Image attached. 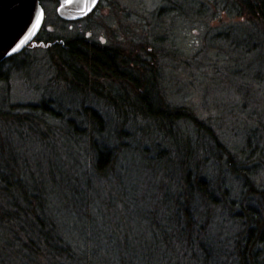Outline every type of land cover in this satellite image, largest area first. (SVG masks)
Returning a JSON list of instances; mask_svg holds the SVG:
<instances>
[{
    "label": "trees",
    "instance_id": "trees-1",
    "mask_svg": "<svg viewBox=\"0 0 264 264\" xmlns=\"http://www.w3.org/2000/svg\"><path fill=\"white\" fill-rule=\"evenodd\" d=\"M226 1L256 29V46L264 45V0ZM49 42L53 46L51 61L59 83L62 80L67 91L82 94L85 103L87 98L102 100L108 110L107 119L94 107L83 104L78 114L87 118L88 126L68 118L66 131H59L44 117L60 118L61 114L63 119V114L49 105L54 100H43L40 104H10L9 110L1 109L0 130L2 125L32 124L43 126L44 136L66 132L68 138L88 137L91 145L86 151L97 177L115 172L121 150L134 151L125 140L135 142L139 130L142 135L149 134L157 151L156 162L162 161L166 174L172 173L169 179L175 175L176 181L173 205L166 204L170 209L164 205L161 218L151 219L159 240L153 248L162 246L165 253L162 256L131 253L127 242L125 250L117 251L112 241L97 245L90 237L84 240L77 236L81 229L66 236V223L60 222L57 208H52L56 201L49 200L52 197L49 193L28 185L22 178L21 146L8 145L13 136H6L0 144V264H264V209L257 206L264 208V186L255 179L264 169V124L260 122L252 129L242 149L235 152L222 143L213 123L200 117L193 107L170 100L161 64L165 55L159 48L147 46L146 50L140 45L129 50L80 35L50 37ZM240 44L236 43L237 50ZM172 57L181 58L177 62L180 68L187 69L191 64L178 49L170 54ZM0 79H6L1 69ZM25 110L28 111L17 113ZM106 123L113 124L115 145H110L108 138H95V134L103 136ZM137 148L141 149L139 145ZM214 167L220 180L211 175ZM231 175L240 182L239 201L231 198V190L223 178ZM66 178L64 182L63 178L53 177L52 182L58 183L59 189L72 185L71 192L75 193L70 196L71 221L78 224L85 214L76 200L85 198L89 204L92 201L80 191L84 183L81 177L67 175ZM219 206L228 213L229 222L237 230L228 234L230 246L223 249L215 247L214 239L209 236ZM131 213L137 214L140 222L143 220L139 211ZM88 227L91 231V225ZM213 249L219 251L214 254Z\"/></svg>",
    "mask_w": 264,
    "mask_h": 264
},
{
    "label": "rangeland",
    "instance_id": "rangeland-1",
    "mask_svg": "<svg viewBox=\"0 0 264 264\" xmlns=\"http://www.w3.org/2000/svg\"><path fill=\"white\" fill-rule=\"evenodd\" d=\"M42 6L46 12L44 33L38 43L21 56L26 57L27 63L22 62L21 57L17 58L19 60L14 62L8 78L0 80V110H9L10 104L32 105L54 100L55 103L52 101L49 105L62 113L63 119L61 114V119L49 115L44 118L59 131H66L68 118L88 126L87 118L78 114L83 110V104L94 107L107 119L108 110L103 107L102 100L93 97V101L87 98L86 103L83 102L82 94L67 91L66 84L62 80L59 83L55 76L50 37L80 35L129 50H136L140 45L146 50L154 46L159 48L165 55L161 64L170 100L193 107L200 117L213 123L222 143L235 152L242 149L252 129L260 122L264 124V45L256 46V29L226 0H104L96 13L72 24L62 22L58 17L56 2L45 0ZM237 42L241 43L238 50ZM176 49L183 58L190 59L187 69L179 67L180 57L170 58ZM105 126L103 136L95 134V138H108L110 145H115L113 124L107 126L106 123ZM62 133L49 137L44 136L43 126L2 125L0 144L6 136H13L12 142L7 144L21 146V176L28 185L41 188L52 196L49 200L56 201L52 208H57L60 222L66 223V236L81 229L77 236L84 240L90 237L94 239L93 244L109 240L118 251L125 250L127 242L131 253L139 251L162 256L165 253L162 246L153 248L159 240L157 227L152 225L151 219L154 216V219H160L163 206L173 205L176 181L175 175L169 179L172 173L166 174L162 161L156 162L157 151L149 134L142 135L139 130L135 142L125 140L134 151L121 150L115 172L97 177L93 174L91 156L86 151L90 149V139L68 138L66 132ZM138 145L140 150H136ZM212 171L213 178L220 180L215 167ZM67 175L81 177L84 183L80 191L92 201L89 204L85 198L75 199L80 206L82 204L85 214L78 224L71 221L73 201L70 196L75 193L71 192L72 185L59 189L58 183L52 182L53 177L63 178L66 182ZM228 176L223 178L231 190V198L239 201L240 182L238 178ZM255 179L264 186V169ZM221 208L217 207L214 212L209 236L214 239L215 247L223 249L230 246L228 234L237 230L229 222L228 213ZM166 209L170 208L166 205ZM132 211L142 213L143 220L140 222L139 216ZM216 251L219 250L213 249L214 254Z\"/></svg>",
    "mask_w": 264,
    "mask_h": 264
},
{
    "label": "water",
    "instance_id": "water-1",
    "mask_svg": "<svg viewBox=\"0 0 264 264\" xmlns=\"http://www.w3.org/2000/svg\"><path fill=\"white\" fill-rule=\"evenodd\" d=\"M41 1L0 0V62L21 52L39 32L44 19ZM56 1L60 3L57 10L59 17L67 20L79 19L90 14L98 2V0ZM38 16L41 17L40 22L34 28ZM21 41L25 42L15 53L9 55L17 45L21 44Z\"/></svg>",
    "mask_w": 264,
    "mask_h": 264
},
{
    "label": "flooded vegetation",
    "instance_id": "flooded-vegetation-1",
    "mask_svg": "<svg viewBox=\"0 0 264 264\" xmlns=\"http://www.w3.org/2000/svg\"><path fill=\"white\" fill-rule=\"evenodd\" d=\"M44 1H45V0H44ZM50 1H53V0H50ZM103 1H104V0H98L97 4H96L95 8L92 10V12H90L89 15H87V16L81 18V19H71V20H66V19H62V18H60V19H61L62 22H63V21H64V22H70L69 24H72V23H74V22H78V21H81V20L87 19V18H89L93 13H96V12L98 11V9H99L100 6L102 5ZM54 2H56V4H57V8H58V6L60 5V3H58L57 1H54ZM45 13H46V12H45ZM44 22H45V16H44V21H43V24H42V27H41L40 31L38 32V34L36 35V37L34 38V40H33L30 44H28V45L26 46V48H24V49H23L21 52H19L18 54L12 55V56L6 58L5 60H3L2 62H0V69H1L2 73L5 75L6 78H8V75H9L10 71H11L12 68H13L14 62L19 60V59H17V58H19V57H21V56L27 54L28 51L30 50V48L33 46V44L38 43V40H40L42 34L44 33ZM21 59H22V62H26V63H27V59H26L25 56H24V57H21ZM0 80H3V79H0Z\"/></svg>",
    "mask_w": 264,
    "mask_h": 264
},
{
    "label": "snow or ice",
    "instance_id": "snow-or-ice-1",
    "mask_svg": "<svg viewBox=\"0 0 264 264\" xmlns=\"http://www.w3.org/2000/svg\"><path fill=\"white\" fill-rule=\"evenodd\" d=\"M93 2H94V0H93ZM40 18H41L40 16L37 17L36 25L33 26L34 28L37 27V26L39 25ZM31 34H32V33H29V35H31ZM27 39H28V37L25 38V40H27ZM24 42H25V41H21V44L17 45L16 48H14V49L12 50L11 53H9V55H12L13 53H15V52L21 47V45H22Z\"/></svg>",
    "mask_w": 264,
    "mask_h": 264
}]
</instances>
